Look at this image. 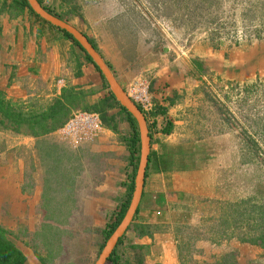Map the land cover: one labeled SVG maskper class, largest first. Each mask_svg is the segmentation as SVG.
<instances>
[{
    "label": "crops",
    "instance_id": "crops-1",
    "mask_svg": "<svg viewBox=\"0 0 264 264\" xmlns=\"http://www.w3.org/2000/svg\"><path fill=\"white\" fill-rule=\"evenodd\" d=\"M5 1L0 0V98L12 105L34 103L45 107L60 98L64 90L74 88L85 94V105L93 107L110 97L111 90L105 86L96 67L85 60V55L71 40L29 10L5 7ZM42 1L43 7L56 12L68 11L61 0ZM76 1L83 21L79 17L75 19L83 28L74 26L71 18L68 23L95 42L126 95L129 96L134 83L146 82L156 103L167 110L166 115L156 118L155 127L151 126L149 131L151 162L142 194L145 207L134 218L119 246L122 261L187 264V257L183 263L180 260L179 246L184 239L179 232L196 226L204 217L205 206L213 208L219 204L221 180L219 158L210 155L205 163L191 165L184 148L189 124L186 110L194 106L192 95L198 86L190 58L174 59L171 53L167 54V47H162L159 54L145 35H125L117 25L119 12L114 3ZM199 48L204 62L209 60L215 64L225 55L224 51ZM244 52V74L240 77L252 80L258 68L262 69L264 43ZM255 55L260 57L259 65L254 64ZM79 71L82 77H77ZM120 111L114 108L109 114L117 116ZM167 121L173 124L170 135L161 132ZM97 123L93 140L85 138L81 143L64 139L62 129L40 138L0 129V226L12 233L11 239L29 264L40 262L33 244L36 245L35 237L45 225L67 233L60 250L51 253L41 248L42 257H52L48 264H95L98 258L104 244L103 233L126 198L124 184L128 182L130 170L129 151L121 139L130 136L131 127L121 121L116 134L105 128L99 117ZM56 137L71 153L59 162L68 171L51 170L48 174L41 170L42 166L51 169L57 162L46 160L41 166L43 140H56ZM79 153L85 154V158L77 160ZM60 186L64 191H58ZM45 196L51 202L45 201ZM61 204L65 212H57L50 218L47 205L58 211ZM141 225L147 227V235H140L138 226ZM56 231L59 230L53 232ZM18 233L23 243L17 242ZM24 243L30 244L25 247ZM193 247L200 252L196 258L202 260L196 264L210 259L215 252L221 255L231 251L237 253L240 264H264L261 248L236 240L226 243L221 251L211 250L210 243L203 238L196 240ZM59 258L64 260L58 261Z\"/></svg>",
    "mask_w": 264,
    "mask_h": 264
},
{
    "label": "rangeland",
    "instance_id": "rangeland-1",
    "mask_svg": "<svg viewBox=\"0 0 264 264\" xmlns=\"http://www.w3.org/2000/svg\"><path fill=\"white\" fill-rule=\"evenodd\" d=\"M82 1L87 4L100 1L114 3L119 12L117 25L122 27L125 35H145L147 42H151L159 54L162 47H167V54L171 53L174 59L179 56L190 58L191 66L193 60H199L208 69L205 75L200 76L198 69L192 66L198 86L192 95L194 106L186 110L189 124L184 148L191 165L205 163L210 155L220 159V200L216 207L205 206L204 217L191 230L179 232L184 239L182 243L187 244L183 250L187 264H196L200 260L196 258L200 252L194 249L192 243L196 237L206 239L211 250L221 251L226 243L238 241L236 237L241 234L255 235L263 231L264 61L261 62L259 55L253 57L254 64H263H260L262 69L258 68L252 80H243L240 74H244V51L256 49L264 43V0ZM71 20L74 26L83 28L75 17ZM199 47L213 52L224 51L225 55L215 64L209 60L204 62L200 58ZM30 105L16 104L17 109L24 113L30 111ZM54 139L43 140L45 149L41 154V166L46 160L57 162L54 168L51 162V169L42 166L41 170L48 174L51 170H62L60 173L68 171L61 168L59 162L71 154L58 137ZM76 158L84 159L85 154L79 153ZM33 170L36 173V168ZM61 186L58 191H64ZM46 196L44 200L51 202ZM54 203L52 200L51 204ZM47 210L50 218L57 212H65L62 204L58 211H53L48 205ZM52 229L59 231L53 232ZM226 229L236 237L223 240ZM66 234L56 226H43L35 237L36 245L33 244L40 260L38 264H48L52 260L48 255L42 257L41 248L51 253L60 250ZM20 236L21 233L16 234L19 243L22 242ZM29 244L24 243L23 246ZM223 253L211 254L210 259L202 264H213L228 252ZM261 256L264 258V252Z\"/></svg>",
    "mask_w": 264,
    "mask_h": 264
},
{
    "label": "trees",
    "instance_id": "trees-1",
    "mask_svg": "<svg viewBox=\"0 0 264 264\" xmlns=\"http://www.w3.org/2000/svg\"><path fill=\"white\" fill-rule=\"evenodd\" d=\"M38 1L40 2V4H43L42 0ZM61 3L63 6L68 8L67 12H56L51 8H44L50 14L66 22H69V18L71 17H79L80 20L83 21V16L80 13V7L77 4L76 0H61ZM5 5L13 10L22 11L27 9L36 18L48 24L50 27H53L60 31L66 39L71 40L73 44L81 50V52L85 55V60L89 63H92L96 67L100 77L105 82V86L109 88L107 81L105 80L104 76L102 75L92 58L85 52V50L80 46V44L69 33L51 25L49 22L45 21L40 16H38L32 10L27 0H12L11 3H8V1L6 0L4 6ZM88 39L90 40L94 48L98 51L95 42L89 37ZM191 63L194 68L196 67L198 69V75L202 76L207 73V67L199 60H193ZM77 77H82V73L80 71L77 73ZM84 101L85 94L81 91H77L76 89L71 88L64 90L60 98L55 99L51 104L45 107L32 103L30 105V111H28V113H24L23 110L17 109L16 105H12L10 102L5 101L3 98H0V129L12 132L17 135L40 138L52 134L60 129H63L73 119L77 110H82L83 112L89 114H97L101 120L102 125L116 134H119L118 127L121 121H126L129 123L131 127V134L129 137H122L121 139L126 144V147L129 151L128 160L130 170L128 173V182L124 184L127 189V194L119 210L117 211V213L114 214V216L111 217L109 225L103 233L104 244H102L100 249L102 250L107 240L111 237V235L121 224L131 203V198L134 191V180L140 163L141 139L137 121L125 108H123L119 104V102H117L111 92L110 97L108 99L100 102L98 105H95L93 107H87ZM153 102L154 108L151 114L153 122H148L149 131L151 130V126L155 127L157 123L156 118L159 115H166L167 113V110L164 107L156 103L155 98L153 99ZM170 104H173L172 100H170ZM114 108H119L121 110L120 114H118L117 116L109 114V111ZM148 119V116H146L147 121ZM172 131L173 124L171 121H167L165 126L162 128L161 132L165 135H170ZM150 158L151 157L149 156V164L151 162ZM149 164L146 172V178L149 176ZM144 207L145 206L143 204L142 196V200L135 215V218ZM146 228V226H138L140 235L148 234ZM188 230H191V228H189ZM227 230L228 229L223 232V240L225 239L229 241L236 237L233 233L229 234ZM11 236L12 233L10 231L0 226V264H29L23 252L11 239ZM124 238L125 235L119 240L117 247L114 249L106 264H126L122 261L121 254L119 251V246H121V244L123 243ZM236 238L242 244H248L251 246L259 247L264 250V230L255 235L249 233L241 234ZM199 239L202 238L196 237L193 239L192 242L194 243L196 240ZM186 245L187 244L182 243L179 246L180 260L182 261V263L184 262V257H186V255L184 256L183 254V250L186 248ZM237 257V253L235 251H231L222 256L213 264H240Z\"/></svg>",
    "mask_w": 264,
    "mask_h": 264
},
{
    "label": "water",
    "instance_id": "water-1",
    "mask_svg": "<svg viewBox=\"0 0 264 264\" xmlns=\"http://www.w3.org/2000/svg\"><path fill=\"white\" fill-rule=\"evenodd\" d=\"M27 1L32 10L38 16L49 22L51 25L66 31L80 44V46L92 58L96 66L99 68L117 102H119V104L135 118L139 127L141 137V156L138 171L134 180V191L131 198V203L124 219L115 230V232L111 235V237L107 240L98 260L95 263L106 264L114 249L117 247L119 240L126 234L127 230L132 224L141 203L151 147V137L147 120L139 107L132 101L129 96L126 95L124 90L119 86L110 68L83 32L78 30L70 23L50 14L38 0Z\"/></svg>",
    "mask_w": 264,
    "mask_h": 264
},
{
    "label": "built area",
    "instance_id": "built-area-1",
    "mask_svg": "<svg viewBox=\"0 0 264 264\" xmlns=\"http://www.w3.org/2000/svg\"><path fill=\"white\" fill-rule=\"evenodd\" d=\"M129 97L143 112L144 116H148L149 119L147 123H152L153 118L151 114L154 108V97L151 93L150 85L146 82L134 83L130 90ZM98 117V115L85 112L75 113L73 119L62 129V137L66 140L69 138L75 139V143L85 138L92 141L94 132L98 129Z\"/></svg>",
    "mask_w": 264,
    "mask_h": 264
}]
</instances>
